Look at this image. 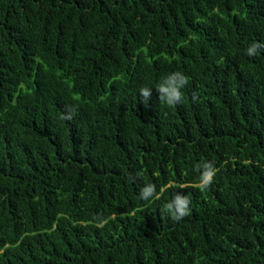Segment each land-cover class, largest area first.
Listing matches in <instances>:
<instances>
[{
  "label": "trees",
  "instance_id": "16d2710c",
  "mask_svg": "<svg viewBox=\"0 0 264 264\" xmlns=\"http://www.w3.org/2000/svg\"><path fill=\"white\" fill-rule=\"evenodd\" d=\"M254 41L264 0H0V264H264ZM173 71L190 79L169 107L155 85Z\"/></svg>",
  "mask_w": 264,
  "mask_h": 264
},
{
  "label": "clouds",
  "instance_id": "9594fccd",
  "mask_svg": "<svg viewBox=\"0 0 264 264\" xmlns=\"http://www.w3.org/2000/svg\"><path fill=\"white\" fill-rule=\"evenodd\" d=\"M261 49H264V42L254 41L246 50V54L249 57L255 56ZM189 77L181 71H173L165 75L159 83L155 85L156 92L158 93L159 101L167 104L169 107H174L182 103L184 89L189 83ZM140 100L145 107L148 106V101L152 96V87L143 86L139 89ZM197 99L196 95H193V100ZM76 114V107L69 106L65 112L62 113L61 118L65 120H71ZM194 168L200 172L201 190H206L213 182L219 169L212 161H203L194 165ZM139 175V174H138ZM129 179H133L129 176ZM172 188L181 189L184 185L176 184L175 182H169ZM140 199H159L157 195V187L154 183H145L140 189ZM191 200L186 194L175 191L172 199L166 203L163 211L170 214L171 218L175 221H179L182 218L190 215Z\"/></svg>",
  "mask_w": 264,
  "mask_h": 264
}]
</instances>
